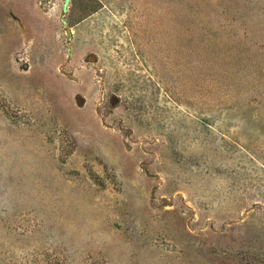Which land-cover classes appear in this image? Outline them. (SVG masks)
I'll use <instances>...</instances> for the list:
<instances>
[{"label":"rangeland","instance_id":"1","mask_svg":"<svg viewBox=\"0 0 264 264\" xmlns=\"http://www.w3.org/2000/svg\"><path fill=\"white\" fill-rule=\"evenodd\" d=\"M0 264H264V0H0Z\"/></svg>","mask_w":264,"mask_h":264}]
</instances>
